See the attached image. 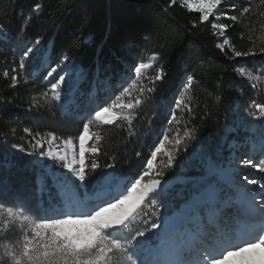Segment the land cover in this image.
Masks as SVG:
<instances>
[{"label": "trees", "instance_id": "obj_1", "mask_svg": "<svg viewBox=\"0 0 264 264\" xmlns=\"http://www.w3.org/2000/svg\"><path fill=\"white\" fill-rule=\"evenodd\" d=\"M221 6L225 16L220 20L210 16L200 22L201 13L180 0H0V200L5 206L15 210L23 202L40 216L58 219L62 217L46 210L75 197L77 191L81 198L92 197L98 172L74 187L69 171L58 160L41 158L39 152L51 150L47 140L52 136L59 144L76 142L94 111L111 104L128 87L120 103L134 102V98L143 103L124 109L112 124L94 121L90 135H100L101 140L86 145L99 147L101 167L114 164V184L136 178L147 184L160 178L156 172L164 173L159 194L145 200L123 232L143 230L153 221L166 224L175 213L186 216L179 209L182 202L190 205L189 225L197 227L204 221L203 214L233 187L215 169L227 173L231 170L224 166L248 158L258 163L264 158L260 148L264 112L255 107L264 105V53L260 52L264 48V0H230ZM244 7L249 12L241 16ZM232 15L238 17L236 22L230 20ZM216 23L229 25L223 37L222 29L213 27ZM38 39L41 44L21 71L22 53ZM223 39H229V45L221 50L217 45ZM233 48L257 54L233 58ZM65 55L69 61L45 79ZM148 63V69L135 73L137 66ZM161 66L166 75L155 83L156 91L141 94V89L153 87ZM13 75L18 77L14 87ZM59 75L66 79L61 98L55 100L50 83ZM189 75L192 84H187ZM177 99L182 102L180 109H175ZM186 131L194 138L184 136ZM37 139L43 149L29 155ZM162 140L156 167L145 175L147 160ZM13 144H22L25 151L11 148ZM169 154L176 158L172 168L167 167ZM91 158L86 154V161ZM193 182L222 191L195 203ZM215 225L209 226V234ZM30 229L20 219L0 222V255L5 245L15 248ZM140 240L145 251L150 249L157 242L155 230ZM0 264H11V260L4 257ZM114 264L126 262L114 258Z\"/></svg>", "mask_w": 264, "mask_h": 264}, {"label": "snow or ice", "instance_id": "obj_2", "mask_svg": "<svg viewBox=\"0 0 264 264\" xmlns=\"http://www.w3.org/2000/svg\"><path fill=\"white\" fill-rule=\"evenodd\" d=\"M175 2L176 0H170V3ZM228 2L230 0H198L195 7L201 13L200 22L208 21L210 15H215L214 10L221 11L222 3ZM235 7L233 5V8ZM248 12L249 8L244 7L240 15L243 16ZM229 18L233 22L238 19L236 15ZM193 26H195V22H193ZM213 27L222 29L220 36L223 37L229 25L213 24ZM40 44L41 41L38 39L33 47L27 48L22 53L19 63L21 71L26 69L27 59L36 51V45ZM226 45H229V39H223V43L217 46L223 50ZM232 51L233 58L257 54L252 51H236L235 48ZM260 52L264 53V48H261ZM69 59L70 57L65 55L60 64L47 72L45 79L57 73ZM144 67V64H140L135 68V73L139 75ZM243 72L244 69L241 68L240 73ZM165 75L164 68L161 66L156 71L153 87L141 89V94L155 92V83L163 81ZM11 79L12 86H16L18 77L13 75ZM65 79V75H59L55 82L50 83L53 99L61 98L62 82ZM186 80L187 84L193 83L191 75L187 76ZM128 92V87L123 88V91L112 100L111 104L99 107L92 114V118L83 123L82 131L78 134V159L75 154L69 159L67 153L54 154L51 150L39 152L41 158L58 160L61 167L69 171L74 187L78 188L83 185L91 178V173L98 172L99 175L95 177L97 191L92 197L81 198L77 191L75 197H68L60 206L46 210L62 217L58 219L40 216L23 202L17 205L14 210L13 207H6L5 202L0 200V222L7 223V219H20L31 225L30 232L24 235L22 241L17 242L15 248L4 246L0 260L8 257L11 264H114V258H123L126 264H264V184H261L258 179L244 178L250 185H259L258 191L248 190L245 186L238 184L234 194L228 198L229 206L233 207L234 216L229 217L227 222L230 223L232 219L247 221V226L242 229L225 226L214 234L202 237L193 236L187 240L186 244L184 238L178 242H172L169 228L162 220L151 222L150 227L145 226L143 230L123 232L128 224L139 215L137 210L141 208L145 199H154L159 194L164 173L156 172V176L160 178L151 179L147 184L142 183L140 178H136L134 182L126 180L122 186L114 184L112 181V177L116 175L114 164L108 163L101 167L98 163L99 147L95 144L90 147H86V145L92 140H101L100 135H90V125L94 121H100L106 125L112 124L124 109L133 110L135 106L143 103L140 98H134V102L120 103L121 97ZM181 107L182 102L177 99L175 109ZM255 107L264 112V105L256 104ZM188 110L191 111L190 108ZM174 117L175 111L173 112ZM127 118L131 121V116ZM24 131L28 132L29 129L26 128ZM184 136L194 138L189 131H186ZM55 139L56 137L52 136L49 144ZM167 139L165 134L164 140ZM164 140L151 152V158L147 160L145 175L156 167L154 161L157 158V153L161 151ZM65 142L72 143L71 140ZM180 143L179 140L176 141L177 151H179ZM10 147L21 152L25 151L22 144H13ZM260 148L264 154V142L260 144ZM32 149L33 151L29 152V155L35 154L36 149H43L41 140H35ZM86 154L92 157L90 161H86ZM136 155L139 156L140 153ZM175 159V156L168 155V168L174 167ZM241 164L251 166L258 169L260 173H264V160L254 163L253 158H248L243 159ZM218 191H222V189L210 190L201 183L193 182L191 199L195 203H204L205 196L210 194L215 198ZM26 212L28 214H25ZM152 230H155L157 242L145 255L140 238L145 237ZM181 245L185 246L181 247ZM193 251L197 256L195 261L188 258Z\"/></svg>", "mask_w": 264, "mask_h": 264}, {"label": "rangeland", "instance_id": "obj_3", "mask_svg": "<svg viewBox=\"0 0 264 264\" xmlns=\"http://www.w3.org/2000/svg\"><path fill=\"white\" fill-rule=\"evenodd\" d=\"M182 4L187 6L189 9L192 10H197L199 11L195 5L198 3V0H180ZM221 11L215 12V15H210L215 17L217 20H220L223 16H225L223 12V7L220 6ZM219 24V23H216ZM223 43V41L220 42V44ZM150 64H145V67L141 70L143 72L144 70L148 69ZM140 72V73H141ZM47 140L48 146L51 149V151L56 154L59 153L60 155H63L67 153L69 159H71V156L75 154L77 156V159L79 157V141L77 140L76 142H72L71 144L66 143L65 141L61 144L57 143L56 140H54L51 144H49V140ZM264 156V154H262ZM264 160V158L260 159ZM242 161V160H241ZM241 161H239L235 165H228L224 166L226 169L231 170L230 172L228 171L225 173L224 170L222 169H215V172L219 173L220 175L224 176L227 178V180L233 185L232 190H228L226 197L223 199L217 200L219 203L216 205V201L213 200V204L215 203V207L210 208L205 214H203V219L199 221V225L195 227L196 225H189L187 220L188 219V214L190 212V205L188 202H182L181 205H179V209H183L187 212L186 216H182L179 213L173 214L167 223L165 224L169 228V235L171 237L172 242H178L182 240L183 238H186L190 236V234H193L191 237L196 236L198 237V234L201 236H205V233L209 234L211 233L209 231V226L211 223L216 224V222L223 223L222 225H215L214 226V231L212 234L216 233L218 230H220L223 227H228V228H236V229H242L241 224L242 223H247V221L244 220H236L232 219L230 223L227 222L228 218L231 216H234V211L233 207L229 206L228 203V198L230 195L234 194L236 185H243L245 186L248 190L251 191H258L259 190V185H250L247 183V181L244 179L245 177L248 178V180L251 179H258L261 181V184H264V173H260L258 169L252 168L251 166H243L241 164ZM125 180H118L116 184H120L121 186ZM130 186V185H129ZM206 198V196L204 197ZM228 211V212H227ZM219 219V220H218ZM185 222V223H183ZM209 224V226L207 225ZM180 231V232H178ZM183 247V245H181ZM149 250V249H148ZM148 250L145 251V255H147ZM192 261H195L197 259L196 252L193 251L190 256L188 257Z\"/></svg>", "mask_w": 264, "mask_h": 264}, {"label": "bare ground", "instance_id": "obj_4", "mask_svg": "<svg viewBox=\"0 0 264 264\" xmlns=\"http://www.w3.org/2000/svg\"><path fill=\"white\" fill-rule=\"evenodd\" d=\"M246 226H247V223H242V224H241V227H242V228H244V227H246ZM192 235H193V234H190V236L184 238V240H185V244L187 243V240H188L189 238H191ZM198 237H202V236L198 234Z\"/></svg>", "mask_w": 264, "mask_h": 264}, {"label": "water", "instance_id": "obj_5", "mask_svg": "<svg viewBox=\"0 0 264 264\" xmlns=\"http://www.w3.org/2000/svg\"><path fill=\"white\" fill-rule=\"evenodd\" d=\"M162 185H163V183H162ZM146 199H147V198H146ZM146 199H145V200H146Z\"/></svg>", "mask_w": 264, "mask_h": 264}]
</instances>
